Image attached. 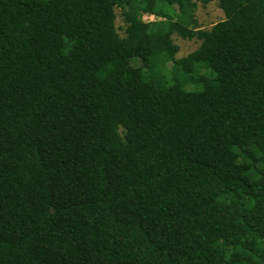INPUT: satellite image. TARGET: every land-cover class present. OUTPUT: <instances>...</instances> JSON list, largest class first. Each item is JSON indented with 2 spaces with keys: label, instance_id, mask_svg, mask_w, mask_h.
<instances>
[{
  "label": "trees",
  "instance_id": "16d2710c",
  "mask_svg": "<svg viewBox=\"0 0 264 264\" xmlns=\"http://www.w3.org/2000/svg\"><path fill=\"white\" fill-rule=\"evenodd\" d=\"M218 6L0 0V264H264V0Z\"/></svg>",
  "mask_w": 264,
  "mask_h": 264
},
{
  "label": "rangeland",
  "instance_id": "374dc122",
  "mask_svg": "<svg viewBox=\"0 0 264 264\" xmlns=\"http://www.w3.org/2000/svg\"><path fill=\"white\" fill-rule=\"evenodd\" d=\"M196 3V17L199 22L201 30H209L216 23L224 19V14L218 6V0H195ZM117 19L116 26L118 31L122 34L121 28L124 27L122 17L120 12L116 10ZM144 20H149L147 17H144ZM154 21L155 18L150 21ZM175 45L178 46L179 51L177 58H183L194 52L200 45V41L197 39L184 40L178 35L172 37Z\"/></svg>",
  "mask_w": 264,
  "mask_h": 264
},
{
  "label": "built area",
  "instance_id": "2783aa9c",
  "mask_svg": "<svg viewBox=\"0 0 264 264\" xmlns=\"http://www.w3.org/2000/svg\"><path fill=\"white\" fill-rule=\"evenodd\" d=\"M144 17H147L149 20H147V21H150L151 19H153V18H155L154 16H143V19H144ZM153 21V20H152Z\"/></svg>",
  "mask_w": 264,
  "mask_h": 264
}]
</instances>
